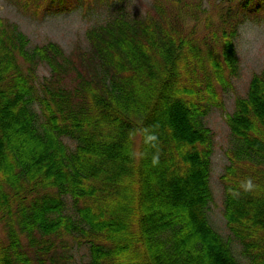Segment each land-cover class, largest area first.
I'll return each mask as SVG.
<instances>
[{
	"label": "trees",
	"instance_id": "trees-1",
	"mask_svg": "<svg viewBox=\"0 0 264 264\" xmlns=\"http://www.w3.org/2000/svg\"><path fill=\"white\" fill-rule=\"evenodd\" d=\"M198 1L194 14L184 0L121 5L71 51L0 16V264H67L76 243L89 250L78 264H264V67L246 95L234 83L240 25L264 0ZM209 5L217 23L201 21ZM229 89L224 236L205 117Z\"/></svg>",
	"mask_w": 264,
	"mask_h": 264
},
{
	"label": "rangeland",
	"instance_id": "rangeland-1",
	"mask_svg": "<svg viewBox=\"0 0 264 264\" xmlns=\"http://www.w3.org/2000/svg\"><path fill=\"white\" fill-rule=\"evenodd\" d=\"M258 1L254 0L255 5L258 4ZM151 2L153 0H50L48 10L40 9L43 13H28L11 0H0V16L17 22L20 28L30 36L33 43L53 39L67 51H71L77 50L78 47L87 43L86 30L91 24L107 19L116 11L117 7L123 5L133 14L142 13ZM184 4L190 10V14H194L198 9L199 1L184 0ZM259 12L261 17L248 19L240 25V33L237 38L240 71L234 77V83L237 93L240 92L242 95H246L253 73L264 67V7L260 8ZM199 14L202 17V22L206 17L218 22L216 7L212 8L209 5L205 13L200 10ZM184 18L185 21L181 22L187 28L191 25L192 20L187 15ZM201 26L204 28L203 23ZM44 72L45 69L42 68L40 73ZM235 97L236 93L233 89L223 91L221 107H214L205 117V122L215 131L216 141L211 164L210 184L213 190V200L209 205V218L224 236L228 235V228L223 213L224 191L219 176L227 161L225 150L233 140L226 116L234 109ZM184 187L186 188L185 184ZM67 210L70 211L71 207H68ZM3 232L0 228V234ZM69 242L75 241L69 238ZM232 246L239 259L246 262L241 253V246L237 242H233ZM71 253L72 259L67 264H78L89 257L88 246L85 244H74L71 246Z\"/></svg>",
	"mask_w": 264,
	"mask_h": 264
}]
</instances>
